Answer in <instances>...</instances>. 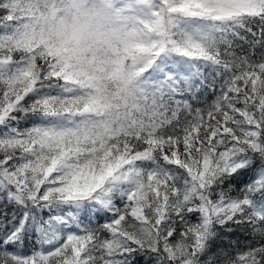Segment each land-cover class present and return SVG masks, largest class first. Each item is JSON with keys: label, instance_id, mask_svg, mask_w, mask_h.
I'll return each instance as SVG.
<instances>
[{"label": "snow or ice", "instance_id": "6c2138e0", "mask_svg": "<svg viewBox=\"0 0 264 264\" xmlns=\"http://www.w3.org/2000/svg\"><path fill=\"white\" fill-rule=\"evenodd\" d=\"M33 7L0 0V264H264V0H127L123 106Z\"/></svg>", "mask_w": 264, "mask_h": 264}, {"label": "trees", "instance_id": "16d2710c", "mask_svg": "<svg viewBox=\"0 0 264 264\" xmlns=\"http://www.w3.org/2000/svg\"><path fill=\"white\" fill-rule=\"evenodd\" d=\"M64 0H34V7L29 15L34 31L42 35L45 39V29L41 23L43 18L51 13L56 14L60 11ZM90 4H98L104 8L114 27V31L122 37L118 43L108 44L105 47L86 52L83 55L73 56L72 63L75 70L92 82L98 100L104 104H114L123 106L131 105L134 101V84L137 77L134 61L128 52L130 47L131 33L133 28L128 19L130 13L127 11V0H90ZM215 94L207 92L193 104L194 108L206 110L214 101ZM22 126H27L22 123ZM195 217L193 220L195 221ZM107 221L96 220L95 223L102 224ZM232 239H237L240 246L250 239L242 231L237 230L231 234ZM216 244H213L215 250ZM133 264H150L145 257L138 255Z\"/></svg>", "mask_w": 264, "mask_h": 264}, {"label": "clouds", "instance_id": "9594fccd", "mask_svg": "<svg viewBox=\"0 0 264 264\" xmlns=\"http://www.w3.org/2000/svg\"><path fill=\"white\" fill-rule=\"evenodd\" d=\"M45 36L56 45L68 48L73 56L118 43L122 38L114 31L108 12L90 0H64L56 14L41 21Z\"/></svg>", "mask_w": 264, "mask_h": 264}]
</instances>
